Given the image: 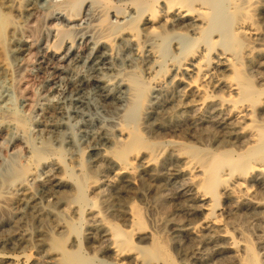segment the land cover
I'll use <instances>...</instances> for the list:
<instances>
[{
    "label": "rangeland",
    "instance_id": "1",
    "mask_svg": "<svg viewBox=\"0 0 264 264\" xmlns=\"http://www.w3.org/2000/svg\"><path fill=\"white\" fill-rule=\"evenodd\" d=\"M27 1L15 0L16 6L24 11ZM152 1L40 0L33 21L26 16L22 19L24 13L19 17L22 22L14 14L2 19L8 24V30L0 40L3 45L0 44V63L4 60L8 70L0 73V193L4 192L12 200L7 199L8 203L5 200L7 208L3 203L0 205V253L18 255L17 259H8L7 264L115 263V260L102 256L105 249L103 240L105 236L109 238L116 227L131 233L130 238L123 236L119 239L120 246L128 243L145 246L144 250L132 248L122 257L136 255L142 261L149 259L147 262L150 264H165L167 261L172 262L170 264H236L244 256L242 245L248 244L254 252L257 250L258 259L264 264V258L259 256L264 254V186L259 182L261 177L255 172L248 173L246 189H243L240 169L232 174L231 179L228 175L225 184L220 183L217 187L216 215L220 226L209 228L204 222L207 221L211 202L198 201V192L203 191L199 185L200 172L189 174L185 167L191 158V147L198 146L199 154L203 150L216 152L217 147L230 141L231 154L241 152L237 141L246 134L250 125L264 122L262 115L256 113L246 121L234 122L221 132L206 122L210 116L209 109L194 104L192 112L185 111L183 108L190 100L186 90H176L174 83L169 85L166 78H160L158 81L162 87L166 86L165 92L173 104L163 115L165 129L158 138L152 140L147 135L145 137L148 141L164 142L163 146L168 140L181 141L182 150L176 153L167 147L156 165L147 170L136 163L131 178L129 175L117 176L108 169V181L103 185L104 196L91 192L87 184L89 181L76 171V160L84 158L93 145L104 141L103 138L115 139L116 128L125 125L136 114L135 110H131L134 105L129 102L128 91L125 88L118 91L114 82L119 77L128 83L152 79L154 73H147L151 58L138 45L140 41L125 46L115 44L106 65L97 66L93 60L100 43L113 38L118 28L126 26L129 21L134 22L145 5ZM13 34L25 40L24 51L20 54L16 53L10 41ZM258 34L255 43L256 46L260 44L257 47L262 50V56L253 59L261 62L260 72L264 76L262 23ZM85 36H90L86 45L83 42ZM59 47H66L68 54L64 56L63 52L58 55ZM167 47L170 48L166 55L173 54L171 43ZM115 65L121 68L119 77L110 72ZM247 74L255 88H264V81L256 77L257 72ZM127 77L132 81L129 82ZM78 82L82 89L80 94L70 89L71 84ZM99 86L110 93L109 99L103 97ZM215 93L226 96L224 92ZM79 95L82 97L76 99ZM59 101L62 113L55 119V128L46 132L40 124L43 108ZM152 102L154 109L162 107L163 102L158 95ZM176 123L180 124L176 132L167 130ZM50 176L60 177L68 184L70 193L66 202L69 207L54 218L45 212L34 215V218L17 217L13 213L16 204L22 212L28 213L25 205L27 195ZM179 183L190 185L186 195L171 190L173 184ZM42 203L43 208L49 204ZM131 205L136 210L134 213L129 210ZM90 207L99 211V218H103L102 221L99 218L94 221V228L89 227L86 220V210ZM131 213L139 218L143 228L135 224V215ZM186 228H193V233L187 234ZM95 230H98L97 240L102 246L96 244L94 246L98 247L92 250L93 244L88 236ZM225 231L229 232L228 236H225ZM153 241L163 242L161 245L165 253H158ZM194 258L200 260L196 263Z\"/></svg>",
    "mask_w": 264,
    "mask_h": 264
},
{
    "label": "bare ground",
    "instance_id": "2",
    "mask_svg": "<svg viewBox=\"0 0 264 264\" xmlns=\"http://www.w3.org/2000/svg\"><path fill=\"white\" fill-rule=\"evenodd\" d=\"M39 1L40 0L27 1L26 7L24 6L25 10L22 11L16 6L15 0H0V40L3 39L5 35L4 32L8 30V24L2 20L3 18H6L9 14H14L19 22H22L19 17L24 13L22 19L26 16V18H30V20L33 21L36 19V9ZM109 13L110 12H108V14ZM129 22V24L121 27V29L118 28L119 31L117 30L118 32H115L113 38H107L100 43L93 57V60H95L94 64L97 66L106 65L109 56L113 54L115 44L118 46H125L128 43L138 44L140 41L138 45H140L151 58L149 71L147 73L149 75L154 74L152 75V79L146 81L141 80L140 83H138V81L134 83L132 80L131 82L127 77V80L131 82L128 83L126 79L117 76L121 71L119 66L115 65L110 69L112 74H116L115 76L119 77L117 80L115 79V82L113 81L119 88L118 91L122 88L128 91L129 102L134 105V107L132 105L133 109L130 108L131 110H135L136 114L133 119L127 120L125 125L116 128L115 132L117 137L115 139L103 138L104 141L93 145L84 158L74 162L78 174L86 181H89L87 184L91 192L96 191L99 195L101 193L100 196L104 194V182L108 181V176L106 175L108 169L117 176L129 175L131 178L134 176V165L136 163H139L144 170H147L156 165L158 158L167 147H171L172 151L176 153L182 150L183 143L181 141L168 140L166 141V146H163L162 143L164 142L148 141L145 137V135H147L152 140L158 138L161 131L165 129V125L162 121L163 115L168 108L170 110L173 104L167 92H165L166 86L162 87L160 85V81H158L160 78H166L169 85L170 83H174L176 90H186L189 94L188 99L190 100L183 108L186 109L185 111L192 112L194 104L209 109L210 116L206 122L210 127L213 126L218 128L221 132L226 131L228 126L234 122L246 121V119H250L256 113L259 116H264V88H255L251 84L249 80L250 77L248 78L247 74L248 72H257V79L264 81L263 73L260 72L262 64L259 60L255 61L253 59V57L257 58L262 56V50L257 47L260 44L256 46L255 37L259 35L260 23L264 25V0H153L145 5V8L136 16L134 22ZM89 37L90 36H85L83 38L85 45L87 41H90ZM172 37H174V39ZM176 37H181L183 40L181 39L182 41H178L180 38ZM58 40L60 41V39ZM10 41L13 43L15 50H17L16 53L20 54L24 51L23 48L25 46L23 42L25 40H22L20 36L13 34ZM170 43L173 54L166 55V51L170 48L167 46L170 45ZM58 45H55V47L58 48ZM85 45H83V47H85ZM32 47L28 46V48L31 49ZM59 49L60 53L58 55L65 52L66 47H59ZM68 51L63 55H67ZM163 52H165L164 55ZM21 55H23V53ZM4 56H7V54ZM50 57L51 56H49V58ZM73 57L76 56L73 55ZM4 58L5 57H3V59ZM9 59L10 58H8V60ZM6 66L3 60L0 63V73L8 70ZM99 87L103 93V97L109 99L110 93L106 92L102 86ZM70 89L74 92L77 91V94L82 92L79 82L71 84ZM215 91L224 92L226 96H221L215 93ZM157 95L163 102L162 107L158 110L154 109L152 106V101ZM80 97H82V95H79L76 99ZM61 101L43 108L40 124L44 131L50 132L55 128V119L62 113ZM254 120H256V118ZM255 125H247L249 129H247L246 134L237 141V146L241 148V152L236 155L231 154L232 143L230 141L217 147L216 152H213V150H203L202 153L199 151L201 153L199 154L197 151L198 146L189 148V155L191 158L186 163V166H184L189 174L195 171L200 172L199 185L203 188V191L198 192V201L211 202L207 221L206 223L204 222L209 228L220 226L216 215L217 187L220 183L225 184L229 176H231V179L232 174L240 169L242 172L240 171L241 174L239 175H242L243 179L242 186L243 189H246L247 174L255 172L256 175L261 177L259 182L264 186V122L261 125ZM179 127L180 124L176 123L170 125L167 130L176 132ZM112 146H115V148L113 149ZM225 176L228 177L224 178ZM69 189L65 180L60 177L50 176L38 183L35 191H31L27 195L25 205L26 208L29 209V212H22L21 209H19V205L15 203L16 207L13 213L17 217L28 216L34 218V215L45 212L48 216L53 218L57 217L64 208L69 207L68 201L66 202V198L70 193ZM171 190L173 193L186 195L188 191H190V185L187 183L173 184ZM3 193L4 192L0 193V205L2 203L5 204V200L7 199L12 200V198H8V196ZM23 196L26 197L25 195ZM42 202H49V204L43 208L41 205ZM6 205L7 204H5V207ZM129 210L133 213L136 211L133 205L129 207ZM72 212L74 213L75 210H72ZM98 215L99 211L92 207L86 210V220L89 227L92 226L94 228V221L99 218ZM135 217H133L135 219V224H137L139 228H143L144 226H142L139 218ZM44 219L46 220V217ZM102 219L99 218V221H102ZM37 221L40 222V220ZM185 230L186 233H193V228H186ZM227 230L229 231L228 228ZM97 231L98 230L90 232L88 236L90 241H92L91 244H93V246L91 245L92 250H95L98 246H102L99 242L100 240H97ZM228 231H225V236H228ZM130 234V232L120 230L116 227L109 238L105 236L103 240L105 243L103 248L105 249L102 257H107L117 262H113L112 264H150L147 262L149 259H147V261H142L136 255L122 257L124 253L127 254V251L132 248L143 249L145 247H142V245H130L128 241H125L128 243L127 245L120 246L119 244L121 241L119 239L123 236L126 239ZM155 241H153V245L156 251L158 250V253H165L161 245L163 242L160 244L159 242L155 243ZM233 243L235 242L233 241ZM96 244L99 245L94 246ZM241 252H243L244 256L242 255V258H240L236 264H261L258 259L257 250L254 252L248 244L242 245ZM155 253L157 254V252ZM143 256L146 258V254ZM259 256L264 258L263 253ZM16 257H18L16 254L7 255L5 253H0V264H7L8 259H14ZM152 257L153 256H151V259ZM199 260L198 258H194L196 263ZM156 262H159L157 258ZM170 263L172 262L167 261L165 264Z\"/></svg>",
    "mask_w": 264,
    "mask_h": 264
}]
</instances>
